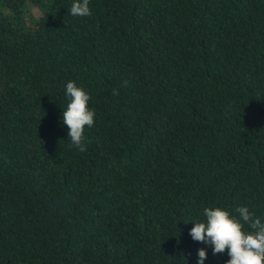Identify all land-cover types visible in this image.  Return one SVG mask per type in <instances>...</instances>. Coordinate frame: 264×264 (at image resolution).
Wrapping results in <instances>:
<instances>
[{"label": "trees", "instance_id": "trees-1", "mask_svg": "<svg viewBox=\"0 0 264 264\" xmlns=\"http://www.w3.org/2000/svg\"><path fill=\"white\" fill-rule=\"evenodd\" d=\"M72 3L0 0V264H226L189 232L212 206L264 222V0Z\"/></svg>", "mask_w": 264, "mask_h": 264}, {"label": "clouds", "instance_id": "clouds-1", "mask_svg": "<svg viewBox=\"0 0 264 264\" xmlns=\"http://www.w3.org/2000/svg\"><path fill=\"white\" fill-rule=\"evenodd\" d=\"M89 3L90 0H73L71 14L90 16ZM124 86H127V82ZM65 94L69 102L62 116L68 128L70 147L84 152L85 127H93L96 116L94 109L88 106L91 96L72 81L66 84ZM113 95H119V91L114 89ZM235 213L233 215L221 207H206L203 210L205 219L192 222L189 235L194 241L210 246L213 255L223 254L227 250L229 259L226 264H264V222L246 206L236 208ZM197 255V264H204L207 251L201 248Z\"/></svg>", "mask_w": 264, "mask_h": 264}, {"label": "rangeland", "instance_id": "rangeland-1", "mask_svg": "<svg viewBox=\"0 0 264 264\" xmlns=\"http://www.w3.org/2000/svg\"><path fill=\"white\" fill-rule=\"evenodd\" d=\"M33 17L39 18L41 16V13L37 7L32 6L29 10Z\"/></svg>", "mask_w": 264, "mask_h": 264}]
</instances>
